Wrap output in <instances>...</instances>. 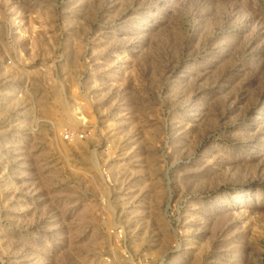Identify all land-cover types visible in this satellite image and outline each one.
I'll return each mask as SVG.
<instances>
[{
  "label": "rangeland",
  "instance_id": "obj_1",
  "mask_svg": "<svg viewBox=\"0 0 264 264\" xmlns=\"http://www.w3.org/2000/svg\"><path fill=\"white\" fill-rule=\"evenodd\" d=\"M0 264H264V0H0Z\"/></svg>",
  "mask_w": 264,
  "mask_h": 264
},
{
  "label": "built area",
  "instance_id": "obj_2",
  "mask_svg": "<svg viewBox=\"0 0 264 264\" xmlns=\"http://www.w3.org/2000/svg\"><path fill=\"white\" fill-rule=\"evenodd\" d=\"M84 138L83 133H72V132H64L63 134V140L66 142H73L78 141Z\"/></svg>",
  "mask_w": 264,
  "mask_h": 264
}]
</instances>
